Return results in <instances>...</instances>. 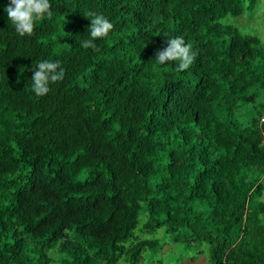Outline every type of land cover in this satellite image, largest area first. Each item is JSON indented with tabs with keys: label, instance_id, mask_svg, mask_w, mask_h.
<instances>
[{
	"label": "trees",
	"instance_id": "trees-1",
	"mask_svg": "<svg viewBox=\"0 0 264 264\" xmlns=\"http://www.w3.org/2000/svg\"><path fill=\"white\" fill-rule=\"evenodd\" d=\"M7 3L0 264H138L167 240L264 264V43L220 23L257 0H50L25 37ZM89 12L114 25L98 51ZM177 36L197 54L184 71L155 60ZM44 60L65 76L37 96Z\"/></svg>",
	"mask_w": 264,
	"mask_h": 264
},
{
	"label": "clouds",
	"instance_id": "clouds-1",
	"mask_svg": "<svg viewBox=\"0 0 264 264\" xmlns=\"http://www.w3.org/2000/svg\"><path fill=\"white\" fill-rule=\"evenodd\" d=\"M243 6L245 9L249 7L250 0H244ZM4 11L16 33L21 37L33 35L38 21L52 17L50 0H8ZM85 16L90 17L91 21L88 27L90 39L82 41L81 46L98 51L94 42L107 37L114 25L102 14L89 12ZM220 23L234 25L235 21L229 14L222 18ZM239 30L242 36L254 37L264 42V0H257L251 16ZM163 43L164 46L158 48L155 54V60L159 65L175 61L178 62L177 71H184L192 65L197 54L190 43H185L182 36L167 38ZM64 76V69L58 61H40L33 69L32 91L37 96H45L50 91L49 85L62 81ZM65 232L68 230L65 229Z\"/></svg>",
	"mask_w": 264,
	"mask_h": 264
},
{
	"label": "rangeland",
	"instance_id": "rangeland-1",
	"mask_svg": "<svg viewBox=\"0 0 264 264\" xmlns=\"http://www.w3.org/2000/svg\"><path fill=\"white\" fill-rule=\"evenodd\" d=\"M251 14L252 11L246 10L241 16H232L235 21L234 25L242 27ZM262 199L264 200V195ZM207 249V246H202L201 248L189 247L188 250H186L183 243H172L167 240L162 247V251L158 253V255H155L154 258L148 256V259L144 258L138 264H208ZM201 251L203 252L197 255ZM57 254L58 253L55 251L54 255L56 256Z\"/></svg>",
	"mask_w": 264,
	"mask_h": 264
}]
</instances>
